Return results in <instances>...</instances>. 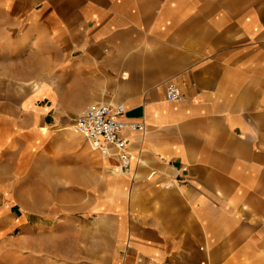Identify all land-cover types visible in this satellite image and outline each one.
Listing matches in <instances>:
<instances>
[{"label": "crops", "instance_id": "crops-1", "mask_svg": "<svg viewBox=\"0 0 264 264\" xmlns=\"http://www.w3.org/2000/svg\"><path fill=\"white\" fill-rule=\"evenodd\" d=\"M93 104L145 125L123 133L131 171L83 134L95 223L32 212L11 228L25 154L87 190L61 132ZM0 193V238L18 227L29 264H264V0H0Z\"/></svg>", "mask_w": 264, "mask_h": 264}, {"label": "rangeland", "instance_id": "rangeland-1", "mask_svg": "<svg viewBox=\"0 0 264 264\" xmlns=\"http://www.w3.org/2000/svg\"><path fill=\"white\" fill-rule=\"evenodd\" d=\"M66 136H70L71 149L67 153V148L64 154V165L71 166L72 177H74V169L80 165L87 163L88 177L86 191H67L62 188L59 182L60 175L56 174V169L50 174H46L47 167L51 169V163H47V155L44 151L36 152L32 156L31 153L25 154L20 160H14L17 164H22L23 169L26 170L23 174L17 173L10 176L11 189L7 191V195L13 198L14 206L13 212L19 217L8 216L11 228L15 220H20L29 216L32 212L39 214H49L53 216V220L58 222L62 220L63 216H67V211L71 210L73 219L85 218L89 220V224L95 223V207L94 204L99 197V192L96 191V184L100 183L101 174L96 168V163L90 157L91 149L87 145L85 136L80 132H76L74 128L73 118L67 119V128L63 132ZM67 140V138H65ZM67 147V142L64 144ZM37 154H39L37 156ZM41 156V158H39ZM52 158L51 155H49ZM56 165V162H54ZM20 167V166H19ZM110 170H117L116 166H110ZM102 177V176H101ZM4 198V193H0V199ZM0 213V222L3 219ZM4 221V220H3ZM20 226V224H19ZM20 229H10L8 234L0 238V264H29L31 256L29 254H19ZM24 245V244H23ZM55 257V256H53Z\"/></svg>", "mask_w": 264, "mask_h": 264}, {"label": "built area", "instance_id": "built-area-1", "mask_svg": "<svg viewBox=\"0 0 264 264\" xmlns=\"http://www.w3.org/2000/svg\"><path fill=\"white\" fill-rule=\"evenodd\" d=\"M166 97L169 101H180L183 98L180 87L170 82L167 85ZM122 104H93L78 114L75 121V129L87 136L93 146L104 155H110L118 160L117 170L123 173L131 171L132 156L128 142L123 133L142 132L145 130L143 123H127L119 119L125 113ZM114 148V155L110 149Z\"/></svg>", "mask_w": 264, "mask_h": 264}]
</instances>
